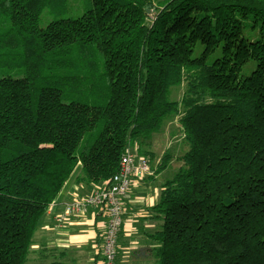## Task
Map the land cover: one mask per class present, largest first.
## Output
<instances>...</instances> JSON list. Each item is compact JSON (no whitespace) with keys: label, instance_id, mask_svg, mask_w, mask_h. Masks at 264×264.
<instances>
[{"label":"trees","instance_id":"obj_1","mask_svg":"<svg viewBox=\"0 0 264 264\" xmlns=\"http://www.w3.org/2000/svg\"><path fill=\"white\" fill-rule=\"evenodd\" d=\"M84 1L0 0V264H70L33 249L40 222L129 146L178 163L146 264H264V0ZM174 119L186 150L154 167Z\"/></svg>","mask_w":264,"mask_h":264},{"label":"crops","instance_id":"obj_2","mask_svg":"<svg viewBox=\"0 0 264 264\" xmlns=\"http://www.w3.org/2000/svg\"><path fill=\"white\" fill-rule=\"evenodd\" d=\"M165 0H155L160 5ZM163 173L137 179L124 200V223L119 239L117 264H146L147 250L152 247L150 236L160 228L161 222L154 218L153 207L157 205ZM95 187L78 185L72 177L63 192L42 218L35 234L34 250L43 246L70 264H102V244L107 225V215L99 209H91L82 216L71 217L63 225H57L54 217L65 204L90 195Z\"/></svg>","mask_w":264,"mask_h":264},{"label":"built area","instance_id":"obj_3","mask_svg":"<svg viewBox=\"0 0 264 264\" xmlns=\"http://www.w3.org/2000/svg\"><path fill=\"white\" fill-rule=\"evenodd\" d=\"M151 175L147 158L138 154L136 147H127L120 161L117 175L109 182L95 187V190L83 199L65 204L57 213L54 221L63 225L71 217L82 216L91 209H99L107 215V225L102 244V264H117L119 239L124 223V200L137 179ZM55 206L53 204L50 209Z\"/></svg>","mask_w":264,"mask_h":264},{"label":"rangeland","instance_id":"obj_4","mask_svg":"<svg viewBox=\"0 0 264 264\" xmlns=\"http://www.w3.org/2000/svg\"><path fill=\"white\" fill-rule=\"evenodd\" d=\"M84 3V0H68L69 6L67 7L66 11L61 13V17L67 18L77 17L81 15L85 7ZM52 18V16L47 14V10H45L41 16V24L45 26L47 22H49ZM183 94L184 86L175 88L172 92V99L180 100ZM177 121L178 119L168 121L163 131L155 136L152 148L155 159L151 162L152 166L156 167L167 151H170L175 156L181 155L185 152L186 145L183 139V135L177 127ZM177 167V162L172 163V168H168V170L163 173L162 180L164 181L170 177V174H174L173 171H175ZM74 178H76V175L74 176ZM33 258L36 259V256H32L31 262L29 264H42L37 260L36 262H34L32 260Z\"/></svg>","mask_w":264,"mask_h":264}]
</instances>
